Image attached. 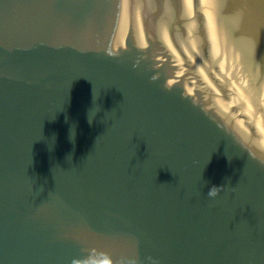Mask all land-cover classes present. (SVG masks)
I'll return each instance as SVG.
<instances>
[{"label":"water","instance_id":"water-1","mask_svg":"<svg viewBox=\"0 0 264 264\" xmlns=\"http://www.w3.org/2000/svg\"><path fill=\"white\" fill-rule=\"evenodd\" d=\"M261 161L264 0H0V264H264Z\"/></svg>","mask_w":264,"mask_h":264},{"label":"clouds","instance_id":"clouds-1","mask_svg":"<svg viewBox=\"0 0 264 264\" xmlns=\"http://www.w3.org/2000/svg\"><path fill=\"white\" fill-rule=\"evenodd\" d=\"M261 163L264 164V161H261ZM224 186L225 185H213L209 188L207 195L211 198H215L223 190ZM71 264H114V261L109 253L91 249L89 255L85 259L73 258ZM119 264H137V258L122 256ZM153 264H157V262L153 261Z\"/></svg>","mask_w":264,"mask_h":264}]
</instances>
